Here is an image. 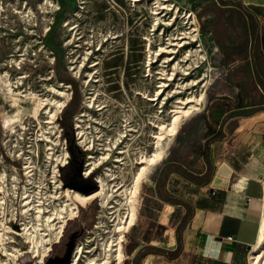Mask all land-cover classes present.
<instances>
[{
  "label": "rangeland",
  "instance_id": "obj_1",
  "mask_svg": "<svg viewBox=\"0 0 264 264\" xmlns=\"http://www.w3.org/2000/svg\"><path fill=\"white\" fill-rule=\"evenodd\" d=\"M49 1L59 4V7H51L47 0H0V174L3 171L8 173V185L5 186L9 189L8 192H0L6 198L0 217L7 221L15 209L18 212L17 220L24 221L26 218L21 213L24 205L23 184L26 182L22 180L23 184L18 193L10 184L11 175L23 163V158L19 159L13 153L14 144L17 142L13 130H19L20 124L23 125L30 119L28 125L32 137L19 138V142L24 143L25 147L29 143L35 150L40 151L38 156L34 154L32 163L35 165V177L27 187L34 189L35 200L46 194L50 198V207L53 208L61 204L67 187L75 188L66 186L63 182L61 186V182L53 177L52 170L46 169V162L50 157L53 165L55 157L68 152V147L77 152L81 143L80 130L85 132L86 137L87 145L81 143L89 155L86 156V161L94 159L89 158L90 155L100 156L103 149L107 150L106 147L109 148V145L116 142V147L112 145V157L120 158L114 161L110 158L102 160L96 174L109 171V177H113L111 182L116 187L123 184L129 187L141 165L137 163V159L141 155L151 154L155 149L156 139L152 132L157 131V127L149 122L161 121L153 116V107L136 96V91L146 85L149 93H153L159 80H167L171 84L166 88L165 95L169 89L176 88L181 90L179 96L186 98L203 87L205 100L200 105L202 109L220 75L217 51L207 39L202 11L196 8L194 0L173 2L182 9L194 11L199 26V41L181 46V43L189 40L184 37L183 32L189 30L190 25L182 15L178 16L172 26L163 24L158 30L160 33L165 28L163 38L154 44V49L157 50L151 65L155 72L154 82L146 75L149 66L144 39L154 32L152 3L147 4L143 0L137 3L132 0ZM165 2L172 3L171 0ZM16 8L29 14L30 18H22L16 13ZM161 15L165 21H169L175 16V11L165 9ZM66 23L74 26V29H69ZM70 38L74 39L73 44L67 45L66 41ZM107 38L109 39L106 40ZM99 46H102L101 49H97ZM160 46L165 47L163 52L159 51ZM191 48H202L199 58L195 54L192 56L198 58V66L196 63L189 66L193 60L187 56ZM87 50L94 52L79 75L73 67L80 64ZM94 62H99L96 67L91 66ZM178 62L181 65L176 67ZM184 68L186 69L183 70ZM90 72H95L97 81H85ZM173 72L175 80L159 78L167 77ZM203 78L205 79L202 80ZM192 80L199 83L196 85ZM187 83L189 84L186 85ZM53 88L65 94H60ZM56 99L64 101L57 111ZM90 100L100 104L102 109H91L88 106ZM176 103V97H172L161 108L164 121L170 120ZM18 105L23 106V111L16 116ZM5 118L10 120V126L5 125ZM93 141L94 144L91 145ZM107 164L111 166L108 171ZM146 178L145 176L143 183ZM1 182L0 179V184ZM143 183L139 212L144 203ZM105 186L107 189L112 188L109 183H105ZM46 200L45 197L44 204ZM97 201L103 205L97 204ZM120 201V204H116V214H123L127 210L126 203L122 199ZM80 208L79 216L68 220L60 241H52L53 249L44 255L43 262L38 253L30 251L29 242H25L23 235L19 236L14 232L7 237V248L13 250L10 246L13 243L20 248V252L17 257H12L0 250V257L7 259L9 264H35L37 261L46 264L49 259L65 254H70L73 259L80 244L93 252H100L101 242L111 235V231L108 233L104 228L113 229L111 213L108 211L112 208L105 206L100 197ZM134 226L126 233L125 258L122 264H131L136 250L140 247L138 226Z\"/></svg>",
  "mask_w": 264,
  "mask_h": 264
},
{
  "label": "crops",
  "instance_id": "obj_2",
  "mask_svg": "<svg viewBox=\"0 0 264 264\" xmlns=\"http://www.w3.org/2000/svg\"><path fill=\"white\" fill-rule=\"evenodd\" d=\"M194 1L220 75L142 180L131 264H250L260 234L264 0Z\"/></svg>",
  "mask_w": 264,
  "mask_h": 264
},
{
  "label": "bare ground",
  "instance_id": "obj_3",
  "mask_svg": "<svg viewBox=\"0 0 264 264\" xmlns=\"http://www.w3.org/2000/svg\"><path fill=\"white\" fill-rule=\"evenodd\" d=\"M134 3H137L138 1L142 0H132ZM147 4L152 3V14H153V23H152V33L145 36V47L147 52V62L149 68L147 69V77L151 79L152 82L155 81V72L153 68L151 67L153 63L154 54L157 50L154 49L155 42L161 41L163 38L164 30L159 33L158 30L163 24L167 25H174L178 16L182 15L185 19H187V23H190L189 30L184 31L185 34L184 37H188L189 40L181 43V46H185L186 43H193L196 41H199V26L196 22V18L194 15V11L191 10H185L182 9L181 6L174 3L173 0H171L172 3H166L165 1L170 0H143ZM49 2V5L52 7H59V4H54L52 1L47 0ZM82 2V1H81ZM82 5H80V8ZM174 10L175 16L169 20L165 21V19L162 17L161 12L164 10ZM16 13H19L20 16L23 18L25 16H28L30 18L29 14H24L23 10H19L16 8ZM33 13V12H32ZM34 15V14H33ZM29 22V21H28ZM66 26H69L68 23H66ZM69 29L73 30L74 26H69ZM181 37V38H184ZM74 38V37H73ZM70 38L69 41H66L67 45L73 44L74 39ZM107 38L106 40H108ZM78 46V44H76ZM75 46V44H74ZM102 46H99L97 49H101ZM165 47L160 46L159 51H164ZM202 48H195L190 49V52L187 56L188 58H192V56L201 54ZM94 52V50H87L86 55L84 56V59L81 60L80 64L77 63L75 68L77 71L75 73H78L80 75L81 69L87 64V61L90 59V55ZM203 55V54H202ZM203 57V56H202ZM198 58H192V62L189 63L190 65H193L192 63H196L199 61ZM197 59V60H196ZM99 62H94L91 64V66L96 67V65ZM181 64L178 62L176 67L180 66ZM73 66V65H72ZM184 68L183 70H185ZM166 74V73H163ZM162 74V75H163ZM169 74V73H168ZM174 72L170 75H167V77L160 76L159 78L163 79L166 78L168 80H175L174 78ZM94 79L97 81V77L95 76V72H90V76L88 79H85L86 82H89L90 80ZM203 78L202 80H204ZM195 80H192V83H194ZM196 85L199 83L196 80ZM194 83V84H195ZM206 83V82H205ZM170 82L167 80H159L158 84L156 85V90H154L153 93H149L148 87L145 85L142 89H139L136 91V96L141 98L145 103L150 104L151 107H153L152 114L154 117L158 118L161 121H150L149 123L153 126L157 127V131L152 132L154 135V138L156 139L155 143V149L151 154L147 155H141L139 159H137V163L141 164L139 166V169L134 174L133 180L131 182V185L129 187H126L124 184L121 187H116L113 182H111L110 175L108 169L111 167L107 164L106 170L108 171L106 174H100V186L99 189L95 192H92L90 194H84L81 193L78 190L71 189L70 187H67L66 191L64 192V197L62 199V202L59 206L51 208L48 204L50 200H46L47 198L46 194L44 196L40 195L37 200H32L26 203L30 199V195L26 196L28 193V188H25L23 190V195L25 196L23 198V207L22 211L24 216L26 217L25 220H22V230L18 231L20 232L25 242H29L30 251L34 253H38L41 262H43L44 255L48 253L49 246L51 245L52 241H58L60 239L63 227L65 223L67 222V219H74L78 212H79V205H85L86 202H88L89 199L94 197H100L105 206L110 209V217L113 220V229H106V231L109 233L110 231V237L106 240H103L101 242V250L99 253L95 255V252H93L92 249H87L83 244H80L77 246L76 251L73 255V259H71V264H122L123 260L125 258V250H124V241L126 239V233L131 230L133 224H135L137 217H138V202H139V195H140V188L143 178L156 166V164L163 158L166 149L170 143V140L173 135L177 133L178 126L181 122V120L190 115L193 111L200 108V105H202L203 101L205 100V91L204 88L199 92H192V95L186 96V98L179 96L181 90L178 89H169L168 93L165 95L164 92L168 86H170ZM187 83L186 85H188ZM60 94H65V92L58 91ZM178 94V95H176ZM164 96V97H163ZM172 97H176V108H173V114L170 116V120L168 122L164 121L163 116H161V112L163 111L161 108L168 102V100ZM55 110H59L62 105L64 104V101L55 100ZM88 106L91 109L95 110H101L102 106L95 102L94 100L88 101ZM23 106L18 105L16 108V116L23 111ZM160 108V110H159ZM35 109V108H34ZM149 110V111H151ZM36 111V110H35ZM55 111V112H56ZM53 117L55 116V113L52 114ZM5 125L10 126V120L8 118H5ZM8 128V127H7ZM84 131H79V138L81 139V143H85L86 137L84 135ZM87 136V135H86ZM85 137V138H84ZM94 144V141L91 143V145ZM85 145H87L85 143ZM109 145V148H105L107 150L101 151L102 154L100 156L96 155H90V161L92 162L89 166V169L87 172H91L92 168L98 165V163L106 158L112 159V148L114 145H116V142ZM116 147V146H114ZM100 148V146H98ZM66 155L60 154L57 159H61L63 162L66 161ZM115 157L114 160H118ZM113 160V161H114ZM6 175L7 172L3 171L0 174V179L2 180L0 184V191H9V189L5 186L6 183ZM13 177H15V174H12ZM16 178V177H15ZM29 180H32V176L29 175ZM264 181V176H263ZM13 182V181H12ZM15 183V182H13ZM105 183L110 184V189H107L105 186ZM3 184V185H2ZM74 190V191H71ZM111 190L113 192H111ZM116 192V194H114ZM112 196V197H111ZM118 196V199L116 198ZM120 196V198H119ZM111 197V198H110ZM120 199H122L123 203H126L127 210L124 213H118L116 214L117 205L120 204ZM93 200V199H92ZM114 200L117 201V203L113 202ZM4 201L5 197L0 193V213L4 211ZM80 202V203H78ZM103 205V204H102ZM115 209V210H114ZM114 210V211H113ZM115 212V213H114ZM115 215V216H114ZM103 221V220H102ZM0 250L4 251L5 254L11 255L12 257H17V254L20 252V248L16 246L15 244H11L13 250H9L8 247V240L7 237L11 236V232H15V228L10 226L6 219H3L0 217ZM105 237V236H104ZM105 239V238H104ZM12 240V238H11ZM89 240H87L88 242ZM92 248V247H91ZM86 252V253H85ZM89 252H92L94 254H87ZM98 252V251H97ZM82 261V262H81ZM40 262V261H39ZM38 261L35 262V264H41ZM9 264L7 259H2L0 257V264ZM19 264V263H16ZM250 264H264V216L261 224L260 234L257 243L254 245V248L250 255Z\"/></svg>",
  "mask_w": 264,
  "mask_h": 264
},
{
  "label": "built area",
  "instance_id": "obj_4",
  "mask_svg": "<svg viewBox=\"0 0 264 264\" xmlns=\"http://www.w3.org/2000/svg\"><path fill=\"white\" fill-rule=\"evenodd\" d=\"M29 121V120H28ZM28 121H27V123H25V124H23V125H21L20 124V129L18 130V128L16 129H14L13 130V132L14 133H16V135L14 136V138H16L15 140L17 141L15 144H14V148H13V153L17 156V157H19V159L20 158H23V173L20 175L21 176V178L20 179H22V178H24V180H25V184H23L24 185V189L25 188H28L27 187V185L29 184V183H32L33 181H34V178H33V176L35 177V165L32 163V161H33V158H34V154H35V156H38L39 154H40V151L38 150V149H36L35 150V148H33L32 146H30V144L28 143V146H24V143L22 144V143H20L19 142V138H21V139H24V137L26 136L27 138H30V137H32V131H31V128H30V125H28L29 123H28ZM24 142V141H23ZM36 151V152H35ZM68 153V152H67ZM89 156V155H88ZM90 158V157H89ZM107 159V158H106ZM104 160V159H103ZM24 161H26V162H24ZM52 160H51V158L49 157L48 158V160H47V162H46V169L49 171H51L52 170V172H53V177L54 178H56V180L58 179L60 182H61V184H62V182H63V179H62V171H63V169H64V167L66 166V164L68 163V156L66 155V161L65 162H63L61 159H57V157H55V160H54V164L52 165V162H51ZM26 163V164H25ZM92 162L90 161V160H87L86 161V163H85V167H87L86 165L87 164H91ZM101 163V164H100ZM100 165H102V160H101V162H99L98 163V165L97 166H95L94 168H92V171L91 172H93V171H96L97 169H99L100 168ZM107 172H104V174H106ZM100 172L98 173V174H96V180H97V182L99 183V185H100ZM29 175H31L32 176V180H29ZM108 175H110V174H108ZM111 176V175H110ZM110 179H113V177L111 178L110 177ZM11 181H12V176H11ZM50 181H53V180H50ZM15 182V181H14ZM6 183H7V181H6ZM5 183V185L7 186V184ZM17 184H18V182H17ZM48 184V186H49V183H47ZM14 189H15V191H16V187H13ZM20 188V187H19ZM18 188V189H19ZM23 189V190H24ZM0 192H2V191H0ZM45 193H46V191H45ZM3 195V194H2ZM28 195H30V199L28 200V201H26V203H28L29 201H32V200H35L34 198H35V194H34V189L32 188V187H29L28 188V193H27V195L26 196H28ZM5 197V196H4ZM25 196L23 195V198H24ZM99 198V197H98ZM47 199L48 200H50V198L49 197H47ZM95 199H97V198H95ZM5 202H6V198H5V201H4V204H5ZM114 202H116L117 203V201H114ZM100 204H102V202H99ZM49 205H50V201H49V203H48ZM21 213H23V211L21 210ZM18 215V212H17V210L15 209V211L12 213V216H10V217H8V224L10 225V226H12L13 228H15L16 230H15V234H17V235H19V236H22V234L20 233V232H18V231H21L22 230V221H20V220H17V216ZM69 220V218L67 219V221ZM66 224V223H65ZM65 226V225H64ZM17 229H20V230H17ZM63 230H64V227H63ZM63 230H62V233H61V236H60V238L62 237V235H63ZM60 240V239H59ZM58 240V241H59ZM58 241H55L56 243L58 242ZM52 245H53V243H51V245L49 246V249H48V251H50V250H52L53 249V247H52Z\"/></svg>",
  "mask_w": 264,
  "mask_h": 264
},
{
  "label": "flooded vegetation",
  "instance_id": "obj_5",
  "mask_svg": "<svg viewBox=\"0 0 264 264\" xmlns=\"http://www.w3.org/2000/svg\"><path fill=\"white\" fill-rule=\"evenodd\" d=\"M80 146L77 148V152H74L71 148L69 149V147H68V153H67L68 163L66 164V166L64 167V169L62 171V179H63V183H65L66 186H71L72 188H75L74 190H78L81 193L90 194V193L95 192L96 190H98L100 185H99V183L97 182V180L95 178L97 171L87 172V170L89 169V166H90L89 164H87L86 165L87 167H85L86 156H88V154L86 152V149L83 148V144L80 143ZM111 160L112 161L114 160V156L112 157ZM22 173H23V163H20L19 168L17 167V169L14 172L16 178L13 177V175H11L12 176V181L13 182L15 181V183H13L10 180L11 186L17 188L16 189L17 193H18V188L22 184V180H24V178L20 179L21 178L20 175ZM33 178H34V176H33ZM6 181H7V179H6ZM17 182H18V184H17ZM63 183L61 184V186L63 185ZM6 184L8 185V182ZM95 198H97V197L89 199L88 202L92 201V199L95 200ZM88 202H86L85 205ZM78 203H80V202H78ZM97 204H99L98 201H97ZM85 205H79V206L82 207V206H85ZM80 210H81V208H79V212H78L76 217L79 216ZM108 211H110V210H108ZM67 222H66V224L64 226V229L68 225ZM106 229H108V228H106ZM106 229L104 228L105 231H106ZM108 231H109V229H108ZM64 250L62 251V253L64 252ZM97 251L99 252V250H96L95 254L97 253ZM62 253H60V255Z\"/></svg>",
  "mask_w": 264,
  "mask_h": 264
},
{
  "label": "water",
  "instance_id": "obj_6",
  "mask_svg": "<svg viewBox=\"0 0 264 264\" xmlns=\"http://www.w3.org/2000/svg\"><path fill=\"white\" fill-rule=\"evenodd\" d=\"M86 190V189H85ZM70 254H65L64 256H58L55 258H51L47 261L46 264H69L71 261ZM25 264H31V262H27Z\"/></svg>",
  "mask_w": 264,
  "mask_h": 264
}]
</instances>
